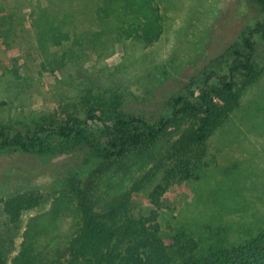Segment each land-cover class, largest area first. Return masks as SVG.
Segmentation results:
<instances>
[{"label":"trees","instance_id":"obj_1","mask_svg":"<svg viewBox=\"0 0 264 264\" xmlns=\"http://www.w3.org/2000/svg\"><path fill=\"white\" fill-rule=\"evenodd\" d=\"M160 1L39 0L28 17L42 54L71 38L79 43V34L64 27L81 17L99 29L89 33L92 38L108 32L149 45L163 32ZM250 1L264 14V0ZM17 12L0 7L2 38H10ZM255 38L264 41L262 21L245 26L154 119L126 113L122 96L92 97L87 91L80 114L42 117L29 127L0 124V154L82 157L62 191L0 197L3 236L17 238L11 251L0 237V264H264V227L248 228L242 238L227 226L200 233L183 226L163 229L155 212L135 215L131 207L134 194L148 191L155 206L168 185L202 178L207 140L242 108L243 93L264 78V64L252 60ZM44 65L57 67L47 58Z\"/></svg>","mask_w":264,"mask_h":264},{"label":"rangeland","instance_id":"obj_2","mask_svg":"<svg viewBox=\"0 0 264 264\" xmlns=\"http://www.w3.org/2000/svg\"><path fill=\"white\" fill-rule=\"evenodd\" d=\"M38 1L0 0L2 9L18 11L10 38L0 34V124L12 128L29 127L42 117L80 114L87 91L92 97L122 96L126 113L154 119L245 26L264 22L250 0H162L164 28L157 42L137 44L108 32L92 38L99 29L81 17L64 27L79 34V43L71 38L42 54L28 17L31 8L41 6ZM255 41L252 60L262 66L264 41ZM46 58L57 67L44 65ZM205 147L207 167L199 181L168 185L155 206L148 191L134 194L132 212H155L163 229L183 226L200 233L207 226H227L234 238L264 227V78L243 93L242 108ZM78 153H1L0 197L23 190L47 196L62 191L79 170ZM3 232L0 218V237L12 251L17 238Z\"/></svg>","mask_w":264,"mask_h":264}]
</instances>
